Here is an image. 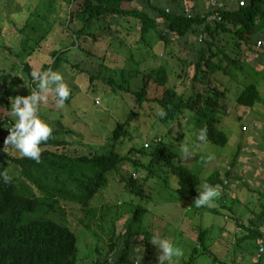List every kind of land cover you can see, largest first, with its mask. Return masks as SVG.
<instances>
[{
    "label": "trees",
    "instance_id": "trees-1",
    "mask_svg": "<svg viewBox=\"0 0 264 264\" xmlns=\"http://www.w3.org/2000/svg\"><path fill=\"white\" fill-rule=\"evenodd\" d=\"M66 1L77 2L76 7L70 12L69 22L80 21L82 25L72 30L71 44L53 50L51 53L53 61L43 64L40 71L57 69L62 61H67L66 52L71 46L86 51L87 47L82 43L90 38L98 40L99 30L102 27L109 28L114 23H120L121 17L135 18L138 20L137 30L140 36L137 40L138 47L152 45L149 40L151 33H156L158 39L164 43L161 62L156 66H150L146 71L140 69L141 62L136 60L138 72L143 74L144 81L138 89H133L124 79L105 78L102 71L95 74L88 70L91 81L102 78L117 92L131 91L135 95L138 107L145 104L154 107L158 121L166 124L176 122L182 129L185 121L195 120L196 126L200 128L199 131L206 127L207 140L210 139L212 143L221 147L229 143L228 134L217 125L222 118L217 117L212 110L214 106L210 101L212 95L207 97V94L218 87L217 81L213 84L212 80H223L231 63L239 66L240 60L247 57V53L243 52L244 45L248 47L254 45L256 49L257 40L264 39V36L255 35L260 27H264V0H203V2L180 0L178 8L161 6L159 0ZM241 1L244 4H241ZM186 6L193 11V16L186 14ZM215 10L222 14L221 20L208 19L210 13ZM70 27L68 24L71 30ZM231 31L236 35L235 52L228 44L232 39L228 34ZM176 43L179 46L183 45L188 55L191 52L197 55L193 62H189V56H179L183 67L177 78L185 85L183 91H179L176 85L170 84L173 67L169 66L167 64L169 61L165 59L166 54H175L171 45L175 47ZM0 45L3 44L0 42ZM179 50L183 52L180 47ZM110 54L107 52L101 57V66L116 63H111ZM156 55L155 53L154 57ZM130 57L132 58L133 55ZM120 60L123 61L113 67H119L121 70L125 58L121 56ZM24 68L31 81L30 72L33 69L29 61L25 62ZM120 73L124 75L123 71ZM36 86L32 84L31 90ZM222 87L224 88V85ZM215 94L213 92V96ZM16 95L28 94L4 83L0 78V98L10 101ZM262 101L261 89L255 83H249L237 97L238 105L249 108ZM220 108L227 111L225 101L221 103ZM161 109L166 112L163 118L158 115ZM187 111L189 113L184 114ZM137 113L132 110L127 120L116 121L112 136L114 140L123 136L134 140L129 127ZM196 115L199 116L195 118ZM14 122L10 116H0V128L2 125H7L9 130ZM57 125L62 127L60 121ZM52 126L51 138L41 143L42 152L39 162L23 155L10 154L0 142V155L9 161L8 164H15L19 168L16 175H10L12 179L8 183L0 177V264H136L138 262L136 257L130 260L123 252L125 249H130L135 237L143 234L142 208L134 203V196L149 197L146 194V186L153 178L156 168L158 174L171 176L169 180L173 190L193 199L198 197L199 187L204 181L217 187L220 195L215 201L220 206H202L208 212L220 214L222 210L219 207H228L227 202L232 200L227 192L230 186L229 180H225L231 176L230 170L225 171L224 176L220 170H215L208 177L202 178L186 165L176 162L179 154L173 152L161 138L153 142L155 145H151L152 149L135 143L127 153L112 150L109 153L94 152L79 155L58 150L61 145L65 147L67 140L57 137L56 128ZM187 132L188 129L185 128L179 137L184 138ZM237 156L238 153L235 157ZM146 157L147 161L144 160ZM126 163L133 164L138 170L145 169L146 174L127 176L122 170V166ZM5 169V164H0V171ZM115 176H119L118 183L120 184V181L123 183L125 192L133 195L130 202L126 201L129 203L128 208L122 204L125 203L124 199L115 202L113 206L106 203L98 207L92 206V200L103 189L111 186L114 179L118 178ZM68 206L73 215L76 213L75 210L83 214L78 218V222L88 231L94 232V235L97 234L99 240L100 235L95 233L96 228L104 233L105 243L96 244L93 257L87 258V255L81 257L76 229L74 225L69 224ZM118 208L119 210L121 208V211H118ZM148 208L146 207L145 211L150 209ZM263 226L264 209L257 215L256 222L251 220L247 225L241 222L236 229L238 241L255 240L257 243L258 248L254 257H257L258 264H264V252L260 256L257 255L260 245H264ZM198 229L199 243L193 248L188 264H194L193 261L199 253L213 254L206 245L210 227L201 226ZM106 243L108 248H105ZM212 256L215 261H219V264H228L215 254ZM151 262H153L151 258H148L143 259L141 264H151ZM231 262L238 264L236 260Z\"/></svg>",
    "mask_w": 264,
    "mask_h": 264
},
{
    "label": "rangeland",
    "instance_id": "rangeland-1",
    "mask_svg": "<svg viewBox=\"0 0 264 264\" xmlns=\"http://www.w3.org/2000/svg\"><path fill=\"white\" fill-rule=\"evenodd\" d=\"M159 2L161 6L169 8L180 6V0H159ZM76 5L77 2L69 3L66 0H0V42L3 44L0 45V78L4 83L13 85L26 94L31 93L32 83L24 68L25 62L29 61L32 69L40 71L43 64L53 61L51 55L53 50L71 44L72 30L82 25L80 21L69 22L70 12ZM199 5L203 6V4ZM120 21L110 26V29L102 27L99 30L98 40L90 38L82 43L87 47L86 51L74 46L69 47L66 52L67 61H62L57 69H49L60 71L71 90L62 107L57 106L54 92L49 93L47 101L41 104V117L55 126L57 137L67 140L65 147L61 145L60 148H51H59L58 150L79 155L94 152L109 153L112 150L127 153L135 143L152 149L153 142L161 138L173 152L179 154L176 162L186 165L202 178L208 177L215 170H220L222 176L225 175V171L230 170L231 176L225 178L230 184L227 189L232 199L227 202L230 208L219 207L222 211L216 214L202 207L197 208L194 205L195 199L173 190L170 187L171 176L158 174L156 168L153 178L146 186V194L150 198L134 196V203L142 208L143 234L135 237L130 249H125L123 252L130 260L136 257L138 261L140 260V264L143 259L148 258L153 261L151 264H156L162 250L153 244L151 239L159 236L169 239L183 249V256L175 260L174 264H188L193 248L199 243L198 228L202 226L210 227L206 245L212 255L215 254L228 264L233 260L238 264H258L257 257H254L258 248L257 243L255 240L238 241L236 229L241 222L244 225L249 224L251 220L256 222L257 215L264 209V148L259 147L261 127L258 129V126L253 125L251 129L249 125L247 112L251 107L238 105L237 97L249 83H255L259 89L264 88V69H258L259 66L255 65V61L240 60L239 66L231 63L223 80H212L213 84L217 81L218 87L207 94V97L212 95L210 100L214 104L212 110L217 117L222 118L217 125L226 131L229 143L221 147L212 143L210 139L199 142L196 141V134L200 128L196 126L195 120L185 121L182 129L176 122L163 123L158 121L155 116L156 111L151 105L138 107L135 95L131 91L117 92L102 78L91 81L88 70L95 74L102 71L105 78L124 79L133 89H138L144 81L143 74L138 72L136 60L141 62L140 69L146 71L150 66H156L161 62L164 43L158 39L157 34L151 33L149 37L151 46L138 47L137 40L140 38L137 30L138 20L121 17ZM228 34L232 36L228 43L229 48L235 52L236 35L234 31ZM255 35L264 36V27H260ZM176 44L175 47L171 45L175 54H166L165 59L169 61L167 64L173 67L170 84L176 85L179 91H183L185 85L177 78L183 67L180 57L189 56V62H193L197 55L195 52L188 55L183 45ZM179 47L183 52H180ZM107 52L111 53L109 55L111 63L118 64L121 56L125 58L123 69L113 67L115 64L101 66L100 59ZM155 53L156 57H154ZM130 55L133 57L131 58ZM253 55L250 54L251 57ZM120 71H123V76ZM189 86L191 88V84ZM213 92L216 93L215 96ZM217 95L221 98L219 99ZM223 101L227 104V111L220 108ZM8 103L11 101L0 98V116H10L15 121L11 115V104L8 107ZM132 110L138 112L129 127L134 140H129L127 136L114 140L112 136L116 121L127 120ZM186 113L189 111L184 114ZM198 116L196 115L195 118ZM59 121L62 127H58ZM245 124L248 125L247 130L243 129ZM185 128L188 129L187 135L180 138L179 134L184 132ZM8 134V126L2 125L0 142L3 148L12 155H22L14 146H5L4 140ZM182 144L195 145L194 154L189 157L184 156L180 152ZM237 153L238 156L235 157ZM144 160L147 161L148 158ZM8 163L9 161L0 155V164L6 166L4 172L12 176L16 175L19 172L18 166ZM122 170L127 176L146 174L145 169L138 170L131 163L124 164ZM115 177L118 178L114 179L111 186L103 189L92 200V206L98 207L104 203L113 206L115 202L124 199L125 203H121L128 208V202L133 195L125 192L123 183L121 181L120 184L118 183L119 176ZM205 183L207 182L204 181L201 187ZM213 206L220 205L214 201ZM146 207L150 209L145 211ZM67 208L69 224L74 225L77 232L81 257L85 255L87 258L93 257L96 244L105 243L104 233L96 228L95 233L100 235L99 240L97 234L94 235V232L88 231L78 222V218L83 214L75 210L76 213L73 215L70 206ZM118 211H121V208L120 210L118 208ZM120 247H123V241ZM105 248H108L107 243ZM212 255L199 253L195 257L194 264H219Z\"/></svg>",
    "mask_w": 264,
    "mask_h": 264
},
{
    "label": "clouds",
    "instance_id": "clouds-1",
    "mask_svg": "<svg viewBox=\"0 0 264 264\" xmlns=\"http://www.w3.org/2000/svg\"><path fill=\"white\" fill-rule=\"evenodd\" d=\"M258 40H262L263 43L259 48L256 43V51L263 50L264 46V39L260 38ZM30 76L32 84L37 86L32 88L30 94L16 95L10 100L11 115L15 118V122L9 127V134L5 137L4 144L6 147L9 145L14 146L24 157L39 162L42 152L41 143L48 141L53 134V126L40 115L41 104L47 101L49 93L54 92L57 106L62 107L70 96L71 90L64 81L63 74L60 71H39L33 69L30 72ZM27 86L29 87V85ZM158 115L163 118L166 116V112L161 109ZM245 125L248 129V125ZM206 139L207 129L205 127L196 134V141L204 142ZM194 147L195 145L182 144L180 152L184 156H192ZM260 164L262 165L263 162L261 161ZM0 177L5 183L10 182L12 179L4 171H0ZM199 189L200 193L195 198L194 205L197 208L213 206L215 199L220 195L218 188L205 183ZM151 242L162 250L158 255L156 264H174V261L184 254L182 248L167 238L155 236L151 239ZM137 264H140V260Z\"/></svg>",
    "mask_w": 264,
    "mask_h": 264
},
{
    "label": "crops",
    "instance_id": "crops-1",
    "mask_svg": "<svg viewBox=\"0 0 264 264\" xmlns=\"http://www.w3.org/2000/svg\"><path fill=\"white\" fill-rule=\"evenodd\" d=\"M181 5L183 6L184 3H182ZM182 6L180 7V10L182 9ZM243 52L244 54L247 53V57L241 59L242 62H254L255 61V65L259 66L258 69H264V49L260 51H256L254 48V45L251 47L244 45ZM250 54H254V55L251 57ZM261 93L263 96V101L257 104L256 106H254L253 108H251V110L247 112L248 113L247 117L250 119L249 125H251V129L254 126H258V129L259 127H261V141H260L261 146L259 145V147L264 148V88L261 89ZM255 123H257L258 125H255ZM208 234H209V231H208Z\"/></svg>",
    "mask_w": 264,
    "mask_h": 264
},
{
    "label": "built area",
    "instance_id": "built-area-1",
    "mask_svg": "<svg viewBox=\"0 0 264 264\" xmlns=\"http://www.w3.org/2000/svg\"><path fill=\"white\" fill-rule=\"evenodd\" d=\"M212 3L214 4L215 2L213 1ZM240 3H241V4H244L243 1H241ZM168 9H169V8H168ZM185 12H186V14H187L188 16H190V17L193 16V14H194L193 11L190 9L189 6H186V8H185ZM208 19H210V20H221V19H222V14H221L219 11H216V10H215L214 12L210 13ZM262 43H263L262 40H258V42H257V47L259 48V47L262 45ZM243 128H244V129H247V126L244 125ZM263 252H264V245L261 244V245H260V248H259V251H258V253H257V255L260 256L261 253H263ZM136 264H137V262H136Z\"/></svg>",
    "mask_w": 264,
    "mask_h": 264
}]
</instances>
